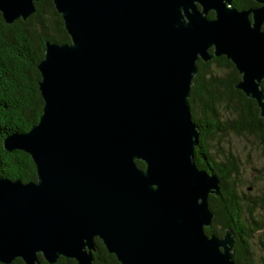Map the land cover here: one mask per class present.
Wrapping results in <instances>:
<instances>
[{
  "label": "water",
  "instance_id": "obj_1",
  "mask_svg": "<svg viewBox=\"0 0 264 264\" xmlns=\"http://www.w3.org/2000/svg\"><path fill=\"white\" fill-rule=\"evenodd\" d=\"M37 1L0 0L4 23ZM253 1L52 0L70 42L44 43L42 113L1 142L30 157L36 181L0 176V264H92L95 239L119 264H235L232 231L204 232L219 180L195 165L187 99L197 61L224 56L264 119V0Z\"/></svg>",
  "mask_w": 264,
  "mask_h": 264
},
{
  "label": "trees",
  "instance_id": "obj_2",
  "mask_svg": "<svg viewBox=\"0 0 264 264\" xmlns=\"http://www.w3.org/2000/svg\"><path fill=\"white\" fill-rule=\"evenodd\" d=\"M231 5L237 10L259 6L253 0H231ZM34 6L35 12L26 20L18 19L10 25L4 23L0 13V176L24 183L36 181L33 162L24 152L4 150L1 142L14 132H27L42 113L37 64L43 58L44 43L70 42L52 0H38ZM213 17V12L207 14V18ZM196 68L187 99L191 120L199 130L194 162L199 170L214 174L219 180V195L208 198L214 217L204 232L221 237L225 229L231 230L234 263L264 264V256H257L250 245L254 233L264 229V216L259 214L264 206V194L251 195L262 183L259 181L264 178V166L247 170L237 154L216 149L212 143L225 134L251 140L264 161V119L259 117L256 102L234 89L240 74L224 56L206 63L198 60ZM213 149H216L214 154ZM135 164L144 169L142 162L135 161ZM247 172L253 180L246 177ZM94 247L92 264H119L100 240H94ZM38 259L39 264H48L40 255ZM10 264L24 263L15 259ZM54 264L76 262L60 257Z\"/></svg>",
  "mask_w": 264,
  "mask_h": 264
},
{
  "label": "rangeland",
  "instance_id": "obj_3",
  "mask_svg": "<svg viewBox=\"0 0 264 264\" xmlns=\"http://www.w3.org/2000/svg\"><path fill=\"white\" fill-rule=\"evenodd\" d=\"M215 145L216 149H219L223 152L230 151L238 155L240 161L243 166L247 170H251L252 167H260L264 166V161L260 158V151L257 148L256 144L251 140H246L244 138H240L238 136H234L233 134H225L221 136V139L218 141L212 142ZM216 149H213V154ZM250 172H247L246 177H249L250 180H253L252 174L249 175ZM255 175V173H254ZM257 175V174H256ZM260 184V187L256 191H252V196H261L264 194V178ZM260 211V212H259ZM258 212L260 216H264V206ZM250 245L255 250L257 256H264V229L260 232L254 233Z\"/></svg>",
  "mask_w": 264,
  "mask_h": 264
}]
</instances>
